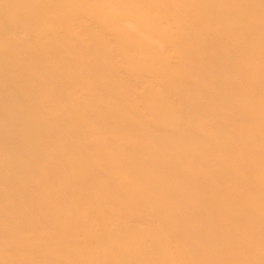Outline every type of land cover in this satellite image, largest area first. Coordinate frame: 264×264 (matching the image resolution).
<instances>
[{"label":"bare ground","instance_id":"bare-ground-1","mask_svg":"<svg viewBox=\"0 0 264 264\" xmlns=\"http://www.w3.org/2000/svg\"><path fill=\"white\" fill-rule=\"evenodd\" d=\"M0 264H264V0H0Z\"/></svg>","mask_w":264,"mask_h":264}]
</instances>
